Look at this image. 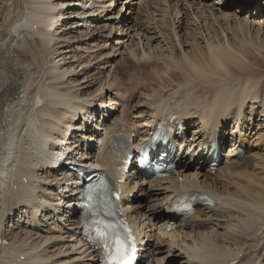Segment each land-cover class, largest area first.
I'll use <instances>...</instances> for the list:
<instances>
[{
  "label": "bare ground",
  "instance_id": "6f19581e",
  "mask_svg": "<svg viewBox=\"0 0 264 264\" xmlns=\"http://www.w3.org/2000/svg\"><path fill=\"white\" fill-rule=\"evenodd\" d=\"M85 1L0 0L2 264H98L99 251L81 234V182L73 166L77 161L116 176L113 142L128 134L133 151L167 115L184 121L185 131L175 133L177 172L146 180L133 168L122 185L120 205L138 231L141 258L148 264H264V73L242 52L254 34H264V8L230 0H141L137 15L136 0H88L83 9ZM173 15L194 25L188 27L195 37L185 34L182 47L192 50L200 45L198 33L205 34V54L201 46L180 58L166 54L171 34L162 33V21L168 16L178 29L183 23ZM120 57L152 60L154 69L142 74L116 63ZM171 66L189 67L184 82ZM86 116L96 129L82 123ZM217 128H223L220 165L211 175L207 131ZM95 138L105 141V154ZM191 151L196 155L186 161ZM198 191L214 204L166 232L175 219L166 209Z\"/></svg>",
  "mask_w": 264,
  "mask_h": 264
},
{
  "label": "rangeland",
  "instance_id": "374dc122",
  "mask_svg": "<svg viewBox=\"0 0 264 264\" xmlns=\"http://www.w3.org/2000/svg\"><path fill=\"white\" fill-rule=\"evenodd\" d=\"M118 1H123V0H118ZM117 2V1H116ZM138 2H140V3H138ZM136 3H138V4H134V7H133V9H132V12H134V13H136L137 15H138V13H137V11H138V8H140V5H141V0H136ZM140 4V5H139ZM123 6L122 5H118V8H117V6H114L112 9H114L113 10V13H115V15L119 12L118 10L119 9H121ZM184 9H185V6H183V11H184ZM125 10H126V8H124V12H125ZM129 10V9H128ZM194 12H196V11H194ZM193 13V12H192ZM133 15V18L134 17H136L137 15ZM174 16V15H173ZM183 16V17H182ZM181 17L182 18H177L176 19V17L174 16V18L177 20H175V22H178V19H181L182 20V25H181V27L182 28H180V29H178L177 27H178V24L176 23L175 24V27H174V23L172 22V23H170L169 22V20H168V16H166L165 17V20H163V19H160V20H163L162 21V25L164 26V27H162V25H160V27L162 28V29H164V30H162L161 28H160V30H162V33H164L163 31H165V29H167V32L165 31V34H171V36H169V37H167V41L169 40L170 42H168L167 44H169L170 46V48L168 47V49H167V51H166V54H168V55H170V53H172V55L173 56H176V57H179L180 58V56L182 55V54H184L185 52H187V53H189V51H193V50H197V48H198V46H201L202 47V52H200V53H202V54H205L206 53V51H205V48H204V46H205V40H206V35L204 34V36L202 37H200V34L198 33V35H197V39H199L198 41H197V43H196V45L197 44H200V45H198V46H196V47H194L192 50L190 49V47H186L185 45L182 47V43H184L185 42V40H186V38L187 37H183V36H185V34H188V38L189 39H193V37H195V33L188 27V26H191V27H194V25H189V23L188 22H190V21H188V19L186 18V15H185V17H184V15H182ZM178 17V16H177ZM144 19H145V16L144 15H142V20H141V22L140 23H142L143 21H144ZM187 19V20H186ZM186 21V22H185ZM188 21V22H187ZM72 22H74V21H72ZM165 22H167L166 24H165ZM194 21H192V23H193ZM165 25H164V24ZM169 23H170V25H172L171 27H173V28H175V30H177L176 31V33H175V36H176V34H181V36L179 35V39H173L174 37H172V36H174V31H173V29H170V25H169ZM188 23V25H186V24ZM139 25V23H137V24H134V28L135 27H137ZM168 25V26H167ZM231 25V27L232 28H234L235 26H237V25H235V23H232V24H230ZM102 26H103V24H102ZM177 26V27H176ZM200 26V25H199ZM166 27V28H165ZM188 27V28H187ZM177 28V29H176ZM183 28H185V29H183ZM187 28V29H186ZM224 28H226V27H224ZM183 30V31H182ZM189 30H190V32H189ZM236 30V29H235ZM75 31H78V29H76ZM186 31H187V33H186ZM237 31V30H236ZM124 33H127V31L125 30V32ZM128 33H129V31H128ZM206 33V32H205ZM228 33V31L226 32V34ZM255 33V32H254ZM133 34V33H132ZM131 34V35H132ZM207 34V33H206ZM76 35H78L77 33H76ZM74 36H75V33H74ZM133 36V35H132ZM190 36V37H189ZM171 37V38H170ZM198 37H200V38H198ZM254 37V38H253ZM185 38V39H184ZM227 38H230L231 39V36H227ZM256 35L254 34L253 36H252V39H253V44H248V43H246V44H243V47H242V49H243V58H245L246 60H247V63H248V65L249 66H256V67H258V68H261V71H259V72H262V73H264V34L262 33L261 35H260V37L259 38H256ZM188 39V40H189ZM203 39H205V40H203ZM177 40V41H176ZM183 40V41H182ZM202 41V42H201ZM255 41V42H254ZM259 41V42H258ZM177 42H179V45L180 46H178V43ZM261 43V44H260ZM155 45L156 44H154L153 46L155 47ZM247 45V46H246ZM256 45V47H254ZM259 45V46H258ZM263 46V47H262ZM173 47V48H172ZM181 47V48H180ZM260 47V48H259ZM142 48H143V46H142ZM177 50H176V49ZM258 49V50H257ZM171 50V51H170ZM183 51H184V53H183ZM173 53H175V54H173ZM245 53V54H244ZM196 54H199V53H196ZM189 55V54H188ZM191 58H193L192 57V55H189ZM247 56V57H246ZM118 62V64L120 65L121 63V66H128L129 67V69H132V70H134V71H138L139 72V70L142 72V74L144 73V71H146V73H148L149 72V70L151 69L152 70V68H153V66H149L151 63H153L152 62V60H145V59H142L141 60V62L140 63H136V62H133L132 60H130V59H128V58H124V60H123V58L121 59V57L120 58H118L117 60H116V63ZM150 62V63H149ZM251 64V65H250ZM163 67V66H162ZM184 68H181V67H179V66H171V73L172 74H176L177 76H178V79H183V82L185 81L184 79L186 78V74H187V71H188V66H183ZM154 69V68H153ZM165 69V68H164ZM132 70H131V72H132ZM17 86V85H16ZM16 86H14V88H16ZM17 91V90H16ZM101 116V115H100ZM100 116H98V118L100 117ZM251 161H252V159L249 161V165H251Z\"/></svg>",
  "mask_w": 264,
  "mask_h": 264
},
{
  "label": "snow or ice",
  "instance_id": "6c2138e0",
  "mask_svg": "<svg viewBox=\"0 0 264 264\" xmlns=\"http://www.w3.org/2000/svg\"><path fill=\"white\" fill-rule=\"evenodd\" d=\"M109 227H111V225H109ZM104 235H105V239L107 240L109 238L108 234L104 233ZM112 243L115 245V253H116V255L114 257V261H118L119 264H127L128 257L126 254L125 246L121 242L119 234H116L112 238Z\"/></svg>",
  "mask_w": 264,
  "mask_h": 264
}]
</instances>
